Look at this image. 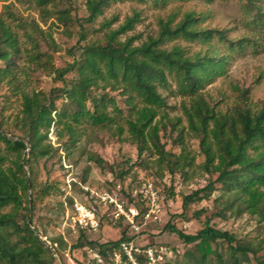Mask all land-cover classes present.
I'll return each instance as SVG.
<instances>
[{"label":"rangeland","instance_id":"374dc122","mask_svg":"<svg viewBox=\"0 0 264 264\" xmlns=\"http://www.w3.org/2000/svg\"><path fill=\"white\" fill-rule=\"evenodd\" d=\"M87 1L0 2V17L18 36L20 47L15 81H0V103L4 106V120L11 139L22 137L16 121L21 116L23 94H49L51 90L68 83L70 85L77 78L76 72L60 80L54 70L78 60L83 46L104 42L108 32L117 30L135 15L137 21L133 29L120 36L122 42L133 38L134 46H141L150 38H156L161 22H170L174 27L189 13L198 19L197 29L223 31L228 41L244 40L241 49L230 48L226 41L218 38L210 44L177 39L166 43L163 49L172 50L174 46H179L189 57L209 52L227 56V74L202 91L204 98L217 111L230 112L236 106H246L255 111L264 102V19L247 0L117 1L92 23L86 22ZM255 2L264 12V0ZM64 11L71 16L66 24L57 20L58 12ZM38 54L41 57L35 60ZM4 67V63L0 62V69ZM170 82L168 89H160L166 107L159 112L156 120L161 122L160 137L167 152L176 155L185 152L194 159L193 166L186 169L187 175L180 170L171 174L165 165L159 163L157 156H150L149 153L139 158L137 144L127 125L129 110L119 92H110L117 98L122 111L117 124L95 128L84 123L81 127L84 135L69 155L62 145L68 137L60 140V129L52 128L48 142L59 148V152L33 161L32 175L30 166H25L34 185L33 191H29V199L34 201L29 220L49 247L52 248L51 243L57 242L55 248L59 254L52 248L56 251L55 256L52 252V264H90L83 255V249H73L80 235V229L74 226L71 217L76 203H90L98 210L100 228L89 234L90 238L118 240L126 225L115 221L112 206L100 204L101 197H115L131 205L141 202L142 195H147V201L151 193L156 194L161 207L160 221L143 228L142 234L147 236L146 244L163 250L165 261L180 264L184 252L190 248L176 234L165 230L168 222L187 234H196L209 221L216 229L251 242L257 256L263 254L264 221L256 215L246 212L239 215L235 209L229 210L226 207L229 195L226 193L216 191L210 199L183 208V197L205 187L210 179L202 169L205 157L199 140L189 127L187 110L190 109L191 98L180 96L177 85L172 79ZM17 85L20 86L18 90ZM59 106H62L60 102ZM181 132L183 139L179 140ZM1 152L6 158L4 167H14L17 155L6 149L5 145H2ZM93 157L100 158L102 163L93 161ZM23 158L28 160L29 156L24 155ZM126 171L127 176L120 178L119 175ZM46 185L53 186L50 194L39 195L38 192ZM12 211V207H7L0 213ZM196 212H201L199 217ZM182 213L183 217H179ZM21 214L26 215V212L21 211ZM18 222L22 224L23 218H18Z\"/></svg>","mask_w":264,"mask_h":264},{"label":"trees","instance_id":"16d2710c","mask_svg":"<svg viewBox=\"0 0 264 264\" xmlns=\"http://www.w3.org/2000/svg\"><path fill=\"white\" fill-rule=\"evenodd\" d=\"M15 1L23 3L28 0ZM117 1L126 0H88L86 22H94ZM255 1L247 0L264 19V12ZM136 19L137 15L127 19L117 30L108 32L104 42L83 46L78 60L65 68L54 70L60 80L76 72L77 78L70 85L68 83L62 88L51 90L49 94H23L21 116L16 121L22 137L16 140L8 138L10 132L4 120V106L0 103V210L7 207L13 209L10 213H0V264L53 263L52 252L37 236L39 231L37 228L32 230L28 224L31 206H34V201L29 199V191H33L34 185L25 166L31 168L33 161L59 152V148L48 142L52 128L60 129V140L68 137L62 145L69 155L84 135L81 130L84 123L95 128L117 124L122 111L117 98L110 92H119L125 99L129 110L127 125L137 144L139 158L149 153L150 156H157L159 163L165 165L171 174L180 170L183 175H187L186 169L193 166L194 159L185 152L179 155L167 152L161 142V122L156 120L159 112L166 107L160 89H168L171 86L170 79L177 85L180 96L191 98L190 109L187 110L189 127L199 140L205 157L202 169L210 179L205 187L183 197V208L208 200L216 191H222L229 195L226 202L229 210L235 209L239 215L243 212L256 215L264 221V102L255 111L246 106H236L225 113L217 111L207 102L202 91L227 74V56L209 52L189 57L179 46H174L172 50L163 49L166 43L177 39L210 44L215 38L226 41L230 48L241 49L244 40L228 41L223 31L197 29L198 19L189 13L174 27L170 22H161L158 36L150 38L141 46H134L133 38L122 42L120 36L133 29ZM57 20L66 24L71 16L65 11L58 12ZM19 55L18 36L0 17V62L5 65L0 69V81H15ZM40 57L41 54H38L35 60ZM19 88L17 85L16 89ZM119 129L123 131L121 127ZM182 139L181 132L179 140ZM25 141L29 142V147ZM2 145L17 155L14 167H4L6 158L1 152ZM24 155L29 156V159L23 158ZM92 160L102 163L98 157ZM88 173L89 170L86 177ZM127 174L126 171L119 176L123 178ZM52 189L53 186L46 185L38 194L49 195ZM146 199L147 195H142L138 205L145 204ZM21 211H25L26 215L21 214ZM200 213L195 214L199 217ZM18 218H23L22 224ZM165 230L176 234L190 247L184 252L180 264H252L253 261L264 264V249L263 254L257 256L251 242L216 229L209 221L196 234H187L171 222L167 223ZM79 232L73 249H83V255L90 264H98L90 254L91 250L108 261L109 254L130 240L127 226H124L118 240H95L89 237L94 231ZM146 237L141 234L139 243H145ZM56 243H51V246L59 254ZM160 264L171 263L166 259Z\"/></svg>","mask_w":264,"mask_h":264},{"label":"built area","instance_id":"2783aa9c","mask_svg":"<svg viewBox=\"0 0 264 264\" xmlns=\"http://www.w3.org/2000/svg\"><path fill=\"white\" fill-rule=\"evenodd\" d=\"M100 204L112 206V217L116 222H123L129 230L130 240L121 244L119 250L109 254L108 261L99 253L91 250L90 254L98 264H160L164 261L163 250L149 244H140L138 239L143 228L160 221L161 207L155 193H151L145 206L127 205L125 201L113 197H101ZM72 221L80 230L97 231L100 228V216L97 208L88 203L74 205Z\"/></svg>","mask_w":264,"mask_h":264},{"label":"water","instance_id":"95a60500","mask_svg":"<svg viewBox=\"0 0 264 264\" xmlns=\"http://www.w3.org/2000/svg\"><path fill=\"white\" fill-rule=\"evenodd\" d=\"M8 138H10V136L8 135ZM11 139V138H10ZM26 142V144H27V146L29 147V142L28 141H25ZM28 224H29V227L32 229V230H34V228H33V226H32V221L31 220H29V222H28ZM37 236L39 237V239L42 241V243L44 244V246L46 247V248H48L51 252H53V254H54V256L56 255V251L54 250V249H52L51 247H49L48 246V244L45 242V240L39 235V234H37Z\"/></svg>","mask_w":264,"mask_h":264}]
</instances>
